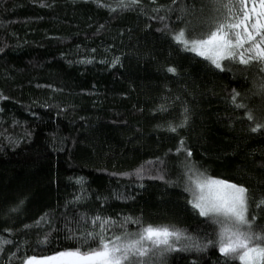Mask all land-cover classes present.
<instances>
[{
	"label": "trees",
	"instance_id": "16d2710c",
	"mask_svg": "<svg viewBox=\"0 0 264 264\" xmlns=\"http://www.w3.org/2000/svg\"><path fill=\"white\" fill-rule=\"evenodd\" d=\"M223 2L240 11L239 0ZM119 4L0 0V238L11 241L0 246V264L97 248L98 239L69 238V228L99 232L94 216L115 221L109 237L148 224L185 230L193 241L182 238L163 264H241L214 243L183 250L215 241L217 228L188 204L182 165L189 149L206 175L248 187L254 231H264L255 204L264 197V130L252 133L245 109L231 103L235 90L264 122V65L237 59L216 69L173 41L165 25L207 34L218 16L214 0ZM185 106L189 122L171 132L167 124H179ZM157 158L172 183L119 175L152 161L155 176Z\"/></svg>",
	"mask_w": 264,
	"mask_h": 264
},
{
	"label": "snow or ice",
	"instance_id": "6c2138e0",
	"mask_svg": "<svg viewBox=\"0 0 264 264\" xmlns=\"http://www.w3.org/2000/svg\"><path fill=\"white\" fill-rule=\"evenodd\" d=\"M140 0H120L117 6L120 9H131L139 4ZM240 11L223 0H214V8L218 16L211 21L212 27L207 34L201 37H188L187 28L178 30H165L171 33V38L184 49H188L196 55L209 61L216 69L223 70V61H235L239 59L242 65L258 61L264 65V0H239ZM248 5H251L249 8ZM256 5L259 7L257 8ZM158 11V9H154ZM156 18V17H154ZM161 21L165 17H159ZM181 20V17H177ZM183 22V21H182ZM0 51H3L0 48ZM118 62L114 58L112 64ZM170 73L176 69L169 66ZM239 93L233 90L231 103L235 109H245L244 116L252 121L250 127L252 133L264 130V122H256L252 111L247 109L244 102H238ZM0 98H3L0 96ZM189 109L185 106L182 110V120L179 124H167L168 130L176 132L178 127H183L189 122ZM184 148L181 138L179 152ZM186 151V161L183 163L184 191L189 194L188 204L198 211L200 217H204L216 226L217 239L207 241L206 244L188 243L183 250L187 251L195 247L197 251L203 250L208 244H215L218 252L225 258L238 257L241 264H264V231H254L255 215H249L250 194L244 184H237L229 180L208 176L200 171L190 159L191 151ZM154 162L149 161L133 170V173H119L121 176L136 175L138 178L148 176L150 179H159L166 183L164 161L157 158L155 163L161 167L155 169L156 175L150 173ZM78 183L81 179L78 178ZM78 199V198H77ZM24 201L21 200L12 211H17ZM256 207L264 210V197L255 201ZM47 222V216L41 217ZM93 225L99 222V232L81 231L76 235L71 228V239H98L99 244L95 249L83 251L81 248H70L55 253L52 257L45 258L52 264H153V260L163 264V257L171 251L177 250L178 242L183 239L193 241L190 236H185V230L168 225H143L136 232L122 231L119 235H107V227L115 224L111 217L91 218ZM128 221L136 223L132 217H125ZM40 223V220L37 221ZM27 227V226H26ZM123 227V225H122ZM10 231V230H7ZM47 239V236L44 237ZM43 242V241H42ZM11 243L0 238V246ZM2 250V247H0ZM15 256L16 253H11ZM35 257H25L22 264H34Z\"/></svg>",
	"mask_w": 264,
	"mask_h": 264
},
{
	"label": "rangeland",
	"instance_id": "374dc122",
	"mask_svg": "<svg viewBox=\"0 0 264 264\" xmlns=\"http://www.w3.org/2000/svg\"><path fill=\"white\" fill-rule=\"evenodd\" d=\"M256 7L258 8L259 6L256 5ZM53 255H54V254H53ZM53 255H51V256H46V257H35L36 260L34 261V264H52L51 261H48V260H46L45 258H47V257H52Z\"/></svg>",
	"mask_w": 264,
	"mask_h": 264
}]
</instances>
